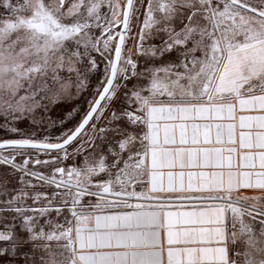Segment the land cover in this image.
<instances>
[{
	"label": "snow or ice",
	"instance_id": "6c2138e0",
	"mask_svg": "<svg viewBox=\"0 0 264 264\" xmlns=\"http://www.w3.org/2000/svg\"><path fill=\"white\" fill-rule=\"evenodd\" d=\"M0 264H264V0H0Z\"/></svg>",
	"mask_w": 264,
	"mask_h": 264
}]
</instances>
